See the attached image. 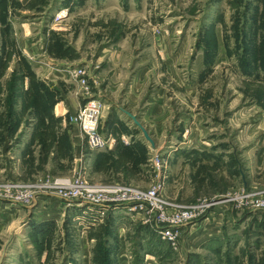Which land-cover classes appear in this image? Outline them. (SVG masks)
I'll return each instance as SVG.
<instances>
[{"label": "rangeland", "instance_id": "1", "mask_svg": "<svg viewBox=\"0 0 264 264\" xmlns=\"http://www.w3.org/2000/svg\"><path fill=\"white\" fill-rule=\"evenodd\" d=\"M156 183L175 244L63 196ZM263 199L264 0H0V264H264Z\"/></svg>", "mask_w": 264, "mask_h": 264}, {"label": "built area", "instance_id": "2", "mask_svg": "<svg viewBox=\"0 0 264 264\" xmlns=\"http://www.w3.org/2000/svg\"><path fill=\"white\" fill-rule=\"evenodd\" d=\"M103 105L97 100L89 101L80 112L78 126L86 139L87 147L91 150H100L108 146L109 142L100 130V117ZM80 181H76L78 184ZM69 193L63 194L67 200L77 199L85 202L90 209L96 206L105 208L124 206L127 210L142 211L145 215L158 214V231L163 241L175 244L178 237V228L187 225L197 219L200 214L197 209L169 208L162 198L163 184L156 183L148 191L142 192L129 187H76ZM77 188V189H76ZM264 206V199L260 202ZM108 210V209H106ZM86 213V212H85ZM98 222V221H97ZM95 225V224H94ZM145 264H154L150 255L146 256Z\"/></svg>", "mask_w": 264, "mask_h": 264}, {"label": "water", "instance_id": "3", "mask_svg": "<svg viewBox=\"0 0 264 264\" xmlns=\"http://www.w3.org/2000/svg\"><path fill=\"white\" fill-rule=\"evenodd\" d=\"M130 119H132L135 123V125L140 129L145 139L153 146L155 147V143L152 140V138L149 136L148 131L138 122L137 118L134 117L132 114L127 113Z\"/></svg>", "mask_w": 264, "mask_h": 264}, {"label": "crops", "instance_id": "4", "mask_svg": "<svg viewBox=\"0 0 264 264\" xmlns=\"http://www.w3.org/2000/svg\"><path fill=\"white\" fill-rule=\"evenodd\" d=\"M128 119H129V117H128ZM130 120V119H129ZM131 121V120H130ZM101 132L105 135V136H107L106 134H105V132H103V130H102V128H101ZM142 134V133H141ZM111 136H113V134H111ZM146 141V140H145Z\"/></svg>", "mask_w": 264, "mask_h": 264}]
</instances>
